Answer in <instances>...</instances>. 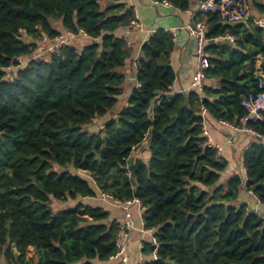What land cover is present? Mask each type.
Segmentation results:
<instances>
[{
    "label": "trees",
    "instance_id": "trees-1",
    "mask_svg": "<svg viewBox=\"0 0 264 264\" xmlns=\"http://www.w3.org/2000/svg\"><path fill=\"white\" fill-rule=\"evenodd\" d=\"M253 7L264 22V0ZM196 18L207 25L202 90L170 94L173 36L158 30L140 46L136 87L122 101L131 47L118 33L134 19L126 0H0V264H109L119 225L82 202L100 193L144 209L157 246L143 243L156 257L142 264H264V217L238 202L242 179H225L228 162L204 135L206 116L241 125L264 27ZM66 31L86 37L46 52ZM247 127L264 140V121ZM144 143L147 163L132 158ZM242 160L244 189L264 206V142Z\"/></svg>",
    "mask_w": 264,
    "mask_h": 264
},
{
    "label": "crops",
    "instance_id": "crops-1",
    "mask_svg": "<svg viewBox=\"0 0 264 264\" xmlns=\"http://www.w3.org/2000/svg\"><path fill=\"white\" fill-rule=\"evenodd\" d=\"M163 1H165L167 5L164 4ZM174 1L178 0H126V4L132 7L133 13L136 15L137 21L142 29L138 30L134 27H130L118 33L122 35L125 40L129 41L131 45V57L124 67L126 91L123 101H127L131 89L136 87L133 77L136 61L139 58L140 46L151 34L158 30H164L173 36V50L169 59L170 65L176 74V80L170 88V94L175 95L192 90L191 83L196 71L195 42L194 39L187 34L184 27L189 22L190 15L196 12L201 0H188L189 7L186 10H181L176 7L173 4ZM257 1L261 2V0H246L249 9L248 24L260 25V23H262V16L253 7L254 4H259ZM229 38L226 37L224 40L233 43L234 38ZM215 85L216 83L213 81L208 86L214 88ZM205 119V136L210 138V145L212 147L220 146L222 148L221 156L228 162L225 179L233 175H238L243 181L238 202L247 204L251 210L257 211L258 214L264 217V206L259 204L258 200L244 189L246 177L245 169L242 165L243 152L251 144L260 142V138L256 135L247 133L233 134L228 127L222 126L209 116H206ZM228 141H231V143L229 144ZM261 141L264 142L262 139ZM132 158L141 159L144 163H147L149 160V152L146 144L132 153ZM82 202L92 206L103 207L109 213V220H115L119 228L121 227L124 215L123 207L117 206L112 202L101 200L99 197L97 199H84ZM128 211L134 222L135 231L128 235L126 254L124 257L114 261L110 260L109 264H142L147 261L155 260L154 255H144L142 249H140L141 244L150 240L149 234L142 233L139 230L143 222L144 209L141 208L140 204L132 203L128 207Z\"/></svg>",
    "mask_w": 264,
    "mask_h": 264
},
{
    "label": "built area",
    "instance_id": "built-area-1",
    "mask_svg": "<svg viewBox=\"0 0 264 264\" xmlns=\"http://www.w3.org/2000/svg\"><path fill=\"white\" fill-rule=\"evenodd\" d=\"M164 4L167 5L165 1ZM207 13L218 14L220 19L228 24H236L241 22H247L249 20V9L247 6L246 0H201L198 4L197 10L195 13L190 15L189 22L185 25V30L187 34L194 39L195 42V58H196V71L192 79L191 88L201 91L204 87V71L207 68V54L205 51L207 40V25L204 21L198 20L197 15H205ZM261 27H264V22L260 23ZM130 27H134L138 30H141L142 27L137 21L136 15L134 19L130 21ZM76 37H86V35L79 31L77 35H74L70 32H65V34L60 35L58 38L50 41V45L46 48V52L55 53L60 46L66 41L76 38ZM229 38V36H228ZM231 39V37L229 38ZM42 42H47V38L43 37ZM127 47H131L129 41L126 43ZM264 60L259 59L256 65V75L255 80L257 82V92L250 93L245 96L240 106L245 111V116L241 119V125L235 126L231 125L228 122L220 121V124L224 127H228L233 134L247 133L253 134L259 137L258 134L253 132L247 127L249 122H263L264 121ZM204 113V111H203ZM205 135V134H204ZM207 142L210 144V138L206 136ZM230 144L231 141H228ZM263 141L258 142L257 144H262ZM217 151L218 155H221L222 148L220 146L213 147ZM100 199L108 202H112L117 206H121L124 209L123 221L121 227L119 228L117 239L115 242V252L111 257V260H117L126 254V246L128 235L135 231V225L132 221L131 214L128 211V207L132 203L139 202L137 200H131L126 202L113 201L112 198L108 195L100 193ZM250 212L258 215V212L255 210H250ZM142 233H147L150 235L149 239L152 245L157 246L156 238L153 236V231L146 229L144 223H141L140 229ZM140 249H143V244L140 245ZM155 256V254H153ZM156 257V256H155Z\"/></svg>",
    "mask_w": 264,
    "mask_h": 264
},
{
    "label": "rangeland",
    "instance_id": "rangeland-1",
    "mask_svg": "<svg viewBox=\"0 0 264 264\" xmlns=\"http://www.w3.org/2000/svg\"><path fill=\"white\" fill-rule=\"evenodd\" d=\"M25 41H27V39L26 38H23ZM39 52V51H38ZM44 53H45V51H41V52H39L38 54L36 53V58H45V56L46 55H44ZM19 62H20V66L21 67H23V66H25L26 65V63H27V61L26 60H19ZM123 101V100H122ZM118 106H120V103H118ZM102 124H103V120L101 119V120H95V121H93L92 123H90L89 125H88V128H90L91 129V131H97V130H99V129H101V126H102ZM67 204V206H64V208L66 209V208H68V207H73L74 206V204L73 203H71V205H70V202H67L66 203ZM63 204H60V203H56L55 204V208L56 209H60V207L62 206ZM35 262H36V260H35V258L32 260V264H35Z\"/></svg>",
    "mask_w": 264,
    "mask_h": 264
},
{
    "label": "water",
    "instance_id": "water-1",
    "mask_svg": "<svg viewBox=\"0 0 264 264\" xmlns=\"http://www.w3.org/2000/svg\"><path fill=\"white\" fill-rule=\"evenodd\" d=\"M259 4L261 3L260 1H257ZM113 3L112 2H108L107 3V6H109V5H112Z\"/></svg>",
    "mask_w": 264,
    "mask_h": 264
}]
</instances>
